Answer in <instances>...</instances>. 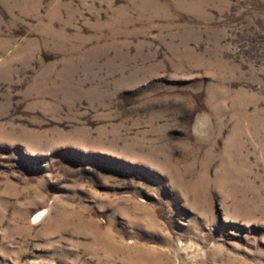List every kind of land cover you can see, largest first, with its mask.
Here are the masks:
<instances>
[{
    "label": "rangeland",
    "instance_id": "obj_1",
    "mask_svg": "<svg viewBox=\"0 0 264 264\" xmlns=\"http://www.w3.org/2000/svg\"><path fill=\"white\" fill-rule=\"evenodd\" d=\"M0 264H264V0H0Z\"/></svg>",
    "mask_w": 264,
    "mask_h": 264
},
{
    "label": "bare ground",
    "instance_id": "obj_2",
    "mask_svg": "<svg viewBox=\"0 0 264 264\" xmlns=\"http://www.w3.org/2000/svg\"><path fill=\"white\" fill-rule=\"evenodd\" d=\"M43 214H44V212L40 213V214H39V217H42V216H43Z\"/></svg>",
    "mask_w": 264,
    "mask_h": 264
}]
</instances>
